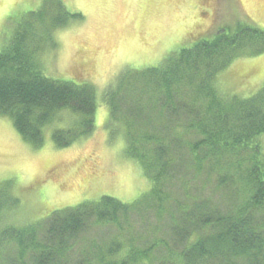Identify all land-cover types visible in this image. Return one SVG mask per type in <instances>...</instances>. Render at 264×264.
Returning a JSON list of instances; mask_svg holds the SVG:
<instances>
[{"label":"trees","instance_id":"obj_1","mask_svg":"<svg viewBox=\"0 0 264 264\" xmlns=\"http://www.w3.org/2000/svg\"><path fill=\"white\" fill-rule=\"evenodd\" d=\"M63 2L42 0L0 52V117L36 149L61 111L73 118L52 129L57 148L96 129L94 86L46 77L38 56L55 47L57 30L83 18ZM262 55L264 29L245 24L157 66L125 69L104 92L108 128L112 139L122 136L150 191L133 203L103 196L20 227L3 224L0 205V264H264V85L242 97L217 82L234 61ZM170 184L180 197L170 198ZM9 191L1 183L0 204L16 207ZM148 212L156 224L136 236L133 216ZM91 225L116 233L79 251Z\"/></svg>","mask_w":264,"mask_h":264},{"label":"rangeland","instance_id":"obj_2","mask_svg":"<svg viewBox=\"0 0 264 264\" xmlns=\"http://www.w3.org/2000/svg\"><path fill=\"white\" fill-rule=\"evenodd\" d=\"M63 1L70 12L83 18L57 30L55 47H44L38 56L46 77L94 86L96 129L90 138L57 148L52 129L65 128L73 118L64 110L57 122L45 128L44 145L36 149L23 140L11 119L0 117V185L8 181L9 194L18 203L14 207L1 200L2 221L14 227L103 196L133 203L147 194L151 183L139 164L125 157L122 136L111 138L109 108L103 99L106 89L125 69L157 66L170 54L221 31L245 24L264 29V0ZM41 5L42 0H0V52L25 15ZM217 82L229 94H254L258 88L252 92L253 85H264V55L234 61ZM179 185L170 184V198L182 195ZM155 224L149 212L134 214L132 232L144 236L148 225ZM112 234L92 226L78 240L77 249L90 242L101 244Z\"/></svg>","mask_w":264,"mask_h":264}]
</instances>
